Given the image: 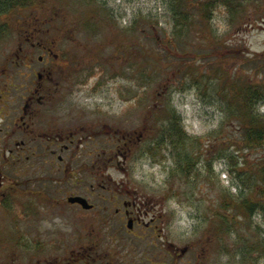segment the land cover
I'll use <instances>...</instances> for the list:
<instances>
[{"label": "rangeland", "instance_id": "1", "mask_svg": "<svg viewBox=\"0 0 264 264\" xmlns=\"http://www.w3.org/2000/svg\"><path fill=\"white\" fill-rule=\"evenodd\" d=\"M204 1L34 0L0 18V28L9 31L0 37V57L16 48L15 28L25 27L30 17L47 20L43 27L53 26L56 48L76 54L81 67L93 71L70 94L74 117L99 119L123 132L150 127L127 158L135 181L153 203L170 205L188 238L195 226L203 236H216L212 258L217 264H243L239 251L264 237V215L239 219L221 234L218 213L225 189L232 194L253 190L249 174L264 152V147L243 146L240 123L232 114L234 96L240 98L243 86L260 91L254 107L264 120V14L256 12L264 11V0H230L231 6L217 2L206 18L200 11ZM87 49L91 56H81ZM67 85L60 94L69 91ZM170 105L198 155L189 177L175 170L170 144L160 150L164 156L148 150L161 137L162 125L170 127L165 110ZM235 147L240 149L237 169L218 159L219 149ZM252 257L264 264L261 252L253 250Z\"/></svg>", "mask_w": 264, "mask_h": 264}, {"label": "flooded vegetation", "instance_id": "2", "mask_svg": "<svg viewBox=\"0 0 264 264\" xmlns=\"http://www.w3.org/2000/svg\"><path fill=\"white\" fill-rule=\"evenodd\" d=\"M30 19L0 57V264H217L216 236L188 238L128 170L150 127L75 118L70 94L93 71Z\"/></svg>", "mask_w": 264, "mask_h": 264}, {"label": "trees", "instance_id": "3", "mask_svg": "<svg viewBox=\"0 0 264 264\" xmlns=\"http://www.w3.org/2000/svg\"><path fill=\"white\" fill-rule=\"evenodd\" d=\"M217 2L231 6L230 0H205L202 2V9L200 10L203 18L207 17L206 11L208 8L214 6ZM33 3L34 0H0V12L6 13L12 9L31 5ZM256 12L259 13V15L264 14V11L262 12L261 10H256ZM101 20H99V22H102ZM49 23L51 26L52 22L49 21ZM47 27H49V25ZM49 30H54L53 26L49 27ZM89 50L91 51V49ZM239 90H241L239 95L240 98L236 95L234 96L236 101L233 107L235 110H233L232 114L240 123L237 129L239 128L241 132L239 135L243 138V146L249 149L264 147V120L261 119L254 107L255 103L260 100V91H258V89H246L243 88V86H241ZM165 110L166 116L172 118L170 127L167 128L162 125L163 131L161 137L153 141L148 150L164 156L160 150L162 149L163 151L165 149L163 145L167 146V144H170L172 150L175 152V154H173L176 163L175 170L182 176L189 177L199 163L198 155L196 151H194V144L188 143V139L191 137H187L184 129L181 127L179 120L180 116L177 114L176 109L170 105L166 107ZM238 148L235 147V149L231 151L219 149L218 159L227 161L233 169H237V167L240 166L239 156H237L240 150ZM210 162L206 163V172L212 170ZM254 164L256 165L253 166L249 174L252 187H254L253 190L245 191V188H243L239 189L236 194H232L229 188L223 191L221 203L223 210L218 213V230H220L219 233L221 234L228 230L229 226L235 228L239 219H247L255 213L264 215V152ZM247 176L248 174L246 177ZM241 182L243 184H248L246 180H241ZM252 187H250V189ZM258 239L259 240H255L254 243H245L244 247L239 251L243 254V264L244 262H247V264H260L259 258L252 257L253 250L261 252L264 257V237L259 236Z\"/></svg>", "mask_w": 264, "mask_h": 264}]
</instances>
